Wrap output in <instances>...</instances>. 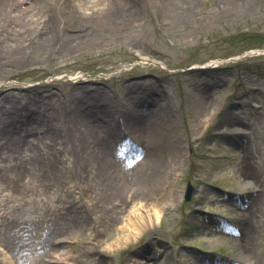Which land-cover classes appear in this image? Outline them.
Returning a JSON list of instances; mask_svg holds the SVG:
<instances>
[{"label": "rangeland", "instance_id": "374dc122", "mask_svg": "<svg viewBox=\"0 0 264 264\" xmlns=\"http://www.w3.org/2000/svg\"><path fill=\"white\" fill-rule=\"evenodd\" d=\"M142 7L144 25L125 28L114 38L100 23L79 31L82 18L67 9L55 12L46 33L28 48H3L0 98L12 93L27 99L49 91L56 105L65 106L81 87L100 89L118 106L123 125L115 119L95 132L110 145L113 177L127 184L151 166L139 127L149 132L161 117L162 134L154 145L179 196L165 209V197L157 195L160 204L152 207L150 196L132 197L129 189L120 208L110 212L115 206L108 205L106 215L86 220L78 209L88 208L91 192L72 186L78 207L71 206V183L62 187L58 179L53 188L40 187L43 193L26 184L23 195L11 197L15 174L38 183L35 172L19 163L29 151L11 141L0 148L6 254L35 264H264V0H196L184 13L160 0H144ZM201 101L215 110L205 126L203 107L197 108ZM2 108L0 103V115ZM47 118L46 125L60 134L49 137L44 126L43 135L37 128L41 136L33 140L34 150L44 159L51 151L49 166L63 170L65 160L57 161L69 154L60 138L67 132L66 112ZM177 137L180 144L174 143ZM24 163L35 165L31 158ZM58 177L67 180L63 171ZM85 182L94 183L88 176ZM187 183L192 193L185 201ZM29 196L31 203L24 200ZM135 209L144 218L159 210L161 222L145 225L133 238L125 219ZM246 221L254 229L249 248L236 240ZM67 227L73 236L62 232ZM51 229L59 232L54 238L65 241L52 244ZM120 230L130 238L124 241ZM47 251L50 261L42 260ZM0 264H9L2 253Z\"/></svg>", "mask_w": 264, "mask_h": 264}, {"label": "bare ground", "instance_id": "6f19581e", "mask_svg": "<svg viewBox=\"0 0 264 264\" xmlns=\"http://www.w3.org/2000/svg\"><path fill=\"white\" fill-rule=\"evenodd\" d=\"M144 0H0V54L8 48L9 50H25L28 48L36 37H41L49 27L50 21L53 19L55 12H63L69 10L82 18V22L78 25V30L82 31L84 27L90 26L93 22L100 23L106 26L112 37L125 28H140L144 24L142 21V2ZM156 1V0H153ZM170 2L173 9L184 13L190 11L194 7L196 0H160ZM222 2H232L233 0H221ZM142 23V24H141ZM217 61V60H216ZM82 92L74 93L71 100L65 106L56 105L51 99L49 91L36 94L35 97H29L27 99L16 97L12 93H7L0 98V103L3 106L2 114L0 115V148L3 144H10L11 141L23 144V149L29 151L25 153V157H21L22 148L18 151L20 155L19 163L24 169H30V172H35L37 177L36 182H24L21 180L18 174L14 177H10L12 184L11 197H14V193L23 195L25 185L29 184L33 186L39 193H43L46 188H53L55 180L58 179L62 187L65 183H71L68 187L72 189L69 191L72 196L71 206L78 207L77 200L73 192L74 188H78L83 193L91 192V202L88 208L81 206L78 209L79 215L83 220L86 217H92V214L97 218L100 215H106L108 213V205L115 206V209H110V212H114L117 208H120L125 203V195L132 190L133 196H147L148 199H152V207H157L160 204L157 195L165 197V209H170L171 204L174 203L179 196L178 189L175 188L170 182V175L164 170L159 160H161V152L155 144V139L158 135L162 134L163 123L161 117L153 120L156 128L153 130H145L146 126L141 125V131L143 132L139 141H145V146L148 149L149 160L151 159L150 169H145L144 172H136L134 178H131L129 183L118 180L113 177L114 163L110 145L105 143L95 132L96 127L106 126L112 120L119 121L123 125V120L119 119L117 112L118 106L110 103L103 95L100 89L89 90L88 87H81ZM56 101V100H55ZM149 107V105H146ZM202 108L201 124L207 125L206 122L211 119L213 111L209 105L201 103L197 105V108ZM66 112V125L67 132L60 135L62 142L68 146L69 154L65 157L61 155L58 159V164L63 163L65 169H53L49 166V161L52 158V152L49 159H44L34 150L33 140L38 141L41 135H38L37 128H40V134L43 135L44 126L46 135L49 137L58 136L60 134L56 131V128L47 126V115H54L55 113ZM59 119V117H57ZM61 122H64V118H60ZM155 119V118H154ZM127 123L126 121H124ZM40 123V125L38 124ZM31 125L33 129H30L28 125ZM151 129V128H149ZM45 134V133H44ZM30 135V136H29ZM28 136V137H27ZM180 138H176L175 142L178 144ZM150 146H148V145ZM175 144V146H176ZM180 144V143H179ZM154 145V146H153ZM157 146V147H156ZM22 147V146H21ZM177 148L179 145L176 146ZM180 148V147H179ZM138 150V148H137ZM144 150L142 151V153ZM30 158L35 164L33 166L25 165V159ZM48 158V157H47ZM113 158V159H112ZM115 160V159H114ZM138 160V164L141 166V160ZM139 169V168H138ZM17 171V170H16ZM63 171L64 176L67 178L66 182H63L58 176ZM19 173V171H17ZM86 176L90 177L94 182L92 185H86ZM45 187L40 190V187ZM74 188H73V187ZM68 190V189H67ZM14 192V193H13ZM68 192V193H69ZM69 195V194H68ZM81 193H79V197ZM260 196V195H258ZM160 198V197H159ZM30 200L24 198L25 202L31 203L32 196H29ZM259 199V197H258ZM168 200V201H167ZM257 200V198L255 199ZM253 200V202L255 201ZM117 202L116 204L114 202ZM172 202V203H171ZM158 208H160L158 206ZM12 210H14L12 208ZM135 215H128L125 219V223L131 226L134 238L135 233L141 232V228L145 225L149 227V223L154 225V221L161 222V212L158 210L155 215L147 213L146 217L142 213L133 210ZM248 217H251L249 212ZM94 216V217H95ZM93 220V218H92ZM17 221V220H14ZM240 231V235L236 240L243 243V248H249L253 241L254 229L251 228L248 221L244 224ZM53 240L50 242L56 246L63 243L65 240L56 239L54 236L59 232L56 229H51ZM73 236V232L67 227L62 231ZM122 239L126 241L130 238V234L120 230L118 232ZM4 235L1 232L0 224V247L4 249L2 256L8 259L9 264H35L32 261L19 257V255L10 256L6 254L7 248L3 243ZM42 241V240H41ZM67 241V240H66ZM3 244H2V243ZM49 242V243H50ZM4 247H3V246ZM98 242L93 244V251H96ZM253 247V246H252ZM54 248H51L53 252ZM50 251L43 253L42 260H49L51 256ZM252 254V252L250 251ZM14 257V258H13ZM50 261V260H49ZM97 264V263H93Z\"/></svg>", "mask_w": 264, "mask_h": 264}, {"label": "water", "instance_id": "95a60500", "mask_svg": "<svg viewBox=\"0 0 264 264\" xmlns=\"http://www.w3.org/2000/svg\"><path fill=\"white\" fill-rule=\"evenodd\" d=\"M188 195H189V191H188V193H187ZM188 195H187V197H188Z\"/></svg>", "mask_w": 264, "mask_h": 264}]
</instances>
